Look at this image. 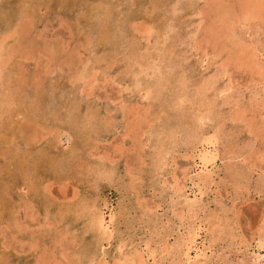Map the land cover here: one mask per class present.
I'll return each mask as SVG.
<instances>
[{
    "label": "rangeland",
    "instance_id": "374dc122",
    "mask_svg": "<svg viewBox=\"0 0 264 264\" xmlns=\"http://www.w3.org/2000/svg\"><path fill=\"white\" fill-rule=\"evenodd\" d=\"M263 14L0 0V264H264Z\"/></svg>",
    "mask_w": 264,
    "mask_h": 264
},
{
    "label": "bare ground",
    "instance_id": "6f19581e",
    "mask_svg": "<svg viewBox=\"0 0 264 264\" xmlns=\"http://www.w3.org/2000/svg\"><path fill=\"white\" fill-rule=\"evenodd\" d=\"M260 6H261V5H260ZM248 10H249V9H248ZM245 12H246V11H245ZM251 12H252V11H251ZM253 13H254V12H252V14H253ZM246 15H247V14H246ZM263 15H264V14H263ZM244 17H245V16H244ZM204 154H205V153H204ZM201 155L203 156V154H201ZM200 160L202 161V163H205V162L207 161V158H206V156L204 155L203 157L200 158ZM194 163H196V162H194ZM193 231H194V230H193ZM195 233H196V232H195ZM198 235H199V234L195 235V237H194V239H193V244H194V245H195V243H196V241H197L196 238L198 237ZM189 238H190V237H189ZM187 241H188V240H187ZM189 243H190V242H189ZM183 246H184V244H183ZM195 247H196V246H195ZM185 248H186V247H185ZM187 249H188V248H187ZM192 250H193V249H192ZM192 250H191V251H192ZM185 251H186V250H185ZM187 251H188V250H187ZM187 254H188V253H187ZM187 254H186V255H187ZM132 256H133V255H132ZM135 257H136V256H135ZM135 257H134V258H135ZM132 259H133V257H132ZM123 260H124V258H123ZM125 260H126V259H125ZM143 261H144V260H143ZM122 262H123V261H122ZM129 262L132 263V261H130V260H129ZM129 262H128V263H129ZM126 264H127V263H126Z\"/></svg>",
    "mask_w": 264,
    "mask_h": 264
}]
</instances>
